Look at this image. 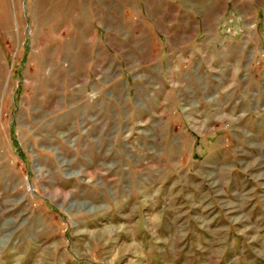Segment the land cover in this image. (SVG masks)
I'll return each mask as SVG.
<instances>
[{
    "label": "rangeland",
    "instance_id": "374dc122",
    "mask_svg": "<svg viewBox=\"0 0 264 264\" xmlns=\"http://www.w3.org/2000/svg\"><path fill=\"white\" fill-rule=\"evenodd\" d=\"M0 264H264V0H0Z\"/></svg>",
    "mask_w": 264,
    "mask_h": 264
}]
</instances>
